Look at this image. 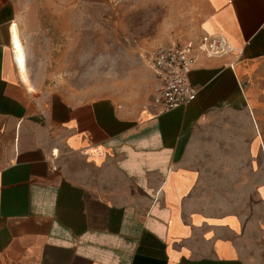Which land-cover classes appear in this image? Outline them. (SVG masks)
I'll list each match as a JSON object with an SVG mask.
<instances>
[{"label": "crops", "instance_id": "crops-1", "mask_svg": "<svg viewBox=\"0 0 264 264\" xmlns=\"http://www.w3.org/2000/svg\"><path fill=\"white\" fill-rule=\"evenodd\" d=\"M206 1L241 53L200 55L197 98L156 113L37 95L0 0V264H264V0Z\"/></svg>", "mask_w": 264, "mask_h": 264}, {"label": "rangeland", "instance_id": "rangeland-1", "mask_svg": "<svg viewBox=\"0 0 264 264\" xmlns=\"http://www.w3.org/2000/svg\"><path fill=\"white\" fill-rule=\"evenodd\" d=\"M15 12L13 42L37 95L105 96L144 109L159 84L149 55L197 39L209 7L206 0H15ZM209 179L215 204L225 206V174Z\"/></svg>", "mask_w": 264, "mask_h": 264}, {"label": "built area", "instance_id": "built-area-1", "mask_svg": "<svg viewBox=\"0 0 264 264\" xmlns=\"http://www.w3.org/2000/svg\"><path fill=\"white\" fill-rule=\"evenodd\" d=\"M240 53L226 37L209 32H204L199 40L157 47L148 58L159 80L152 108L156 113H164L197 98L199 88L192 83L190 73L200 55L222 57Z\"/></svg>", "mask_w": 264, "mask_h": 264}]
</instances>
